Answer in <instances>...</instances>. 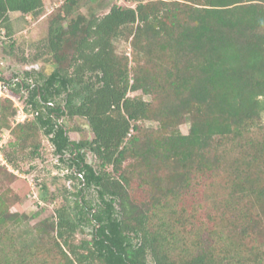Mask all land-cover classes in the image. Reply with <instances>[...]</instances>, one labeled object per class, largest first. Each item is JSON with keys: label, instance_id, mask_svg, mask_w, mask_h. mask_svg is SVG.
<instances>
[{"label": "trees", "instance_id": "16d2710c", "mask_svg": "<svg viewBox=\"0 0 264 264\" xmlns=\"http://www.w3.org/2000/svg\"><path fill=\"white\" fill-rule=\"evenodd\" d=\"M59 1L23 57L43 64L24 71L34 79H3L14 97L27 90L33 117L13 125L12 96L0 97V129L13 169L44 135L78 185L40 182L41 201L62 200L22 230L38 211L12 210L17 175L0 165V264H264V0H127L105 13ZM42 9L0 0V28L8 37L10 12Z\"/></svg>", "mask_w": 264, "mask_h": 264}, {"label": "rangeland", "instance_id": "374dc122", "mask_svg": "<svg viewBox=\"0 0 264 264\" xmlns=\"http://www.w3.org/2000/svg\"><path fill=\"white\" fill-rule=\"evenodd\" d=\"M83 5L80 8L81 12H86L90 7L94 8L97 13H105L109 10L113 3L120 5H131L127 0H82ZM60 4L59 0H43V9L41 15L37 18H31L28 15H23L20 12H10L8 14L12 25V33L10 36L5 35V30L0 28V97L12 96L8 92L6 83L3 81L16 82L24 80L31 82L34 75L26 76L24 71L31 68L39 69L43 64L41 61L28 62L24 58H28L37 49V45L46 35L49 15ZM116 50L119 53L129 54V43L124 40L115 41ZM50 67L47 65L44 72L48 73ZM131 95L137 92L130 93ZM27 95V90H23L22 95L17 98L12 96V106L16 108L14 117L11 119L14 125L17 122L29 120L33 117L31 111L25 110L24 99ZM22 109V112L19 113ZM23 114L26 117H23ZM262 121L264 122V112L262 113ZM68 125H80L84 128L86 136H90L85 124L80 119H73L68 122ZM144 127H155L156 123L152 121L143 122ZM182 133L188 132V123L180 125ZM69 136L72 140L80 138V134L76 131H70ZM10 139V134L7 129H0V165H6L9 171L14 172L17 177L9 183V186L20 196V203L12 207V210L21 212L34 213L38 211L35 218H30L29 223L21 227L22 230L29 229L33 223L44 217L52 214L54 206L61 202V198L57 197L54 202H43L39 199L40 182L51 181L52 175L60 174V179L56 184L58 187L66 185L69 192H75L78 185V180H67L64 174L68 172V165L65 162H60L57 155L53 153L50 143L44 135L41 136L42 146L39 150L40 155L37 158H18V169H13L8 165L3 151L7 149L6 143ZM30 148H28L29 150ZM67 157V155L65 156ZM91 156L88 155L87 160L90 161ZM69 199H73L72 194H68Z\"/></svg>", "mask_w": 264, "mask_h": 264}, {"label": "built area", "instance_id": "2783aa9c", "mask_svg": "<svg viewBox=\"0 0 264 264\" xmlns=\"http://www.w3.org/2000/svg\"><path fill=\"white\" fill-rule=\"evenodd\" d=\"M21 112H22V109H20V111H18V115H19V113H21ZM23 117L25 118L26 115L23 114Z\"/></svg>", "mask_w": 264, "mask_h": 264}]
</instances>
